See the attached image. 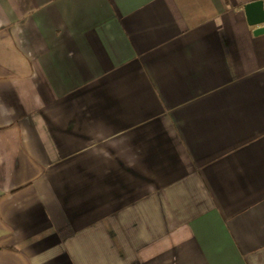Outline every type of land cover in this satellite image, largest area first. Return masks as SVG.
I'll return each instance as SVG.
<instances>
[{"label": "crops", "instance_id": "obj_1", "mask_svg": "<svg viewBox=\"0 0 264 264\" xmlns=\"http://www.w3.org/2000/svg\"><path fill=\"white\" fill-rule=\"evenodd\" d=\"M254 1L0 0V264H264Z\"/></svg>", "mask_w": 264, "mask_h": 264}, {"label": "water", "instance_id": "obj_2", "mask_svg": "<svg viewBox=\"0 0 264 264\" xmlns=\"http://www.w3.org/2000/svg\"><path fill=\"white\" fill-rule=\"evenodd\" d=\"M246 21L249 26L264 25V4L262 0L251 2L244 6ZM264 33V26L258 28L254 35Z\"/></svg>", "mask_w": 264, "mask_h": 264}]
</instances>
